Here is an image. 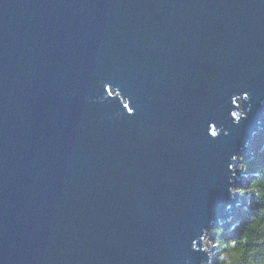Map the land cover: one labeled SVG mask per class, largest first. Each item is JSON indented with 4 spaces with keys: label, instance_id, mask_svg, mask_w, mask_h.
I'll use <instances>...</instances> for the list:
<instances>
[{
    "label": "water",
    "instance_id": "1",
    "mask_svg": "<svg viewBox=\"0 0 264 264\" xmlns=\"http://www.w3.org/2000/svg\"><path fill=\"white\" fill-rule=\"evenodd\" d=\"M262 143L264 0H0V264H211Z\"/></svg>",
    "mask_w": 264,
    "mask_h": 264
},
{
    "label": "trees",
    "instance_id": "2",
    "mask_svg": "<svg viewBox=\"0 0 264 264\" xmlns=\"http://www.w3.org/2000/svg\"><path fill=\"white\" fill-rule=\"evenodd\" d=\"M243 158L240 168L246 175V180L238 191L251 194L253 206L251 203L244 205L241 223L236 224L232 232L225 229L227 225L211 231L210 246L218 245L211 264H229L226 257L240 247L245 249L246 260L251 258L253 262L264 264V144H260ZM246 232L251 233V238L244 239Z\"/></svg>",
    "mask_w": 264,
    "mask_h": 264
},
{
    "label": "clouds",
    "instance_id": "3",
    "mask_svg": "<svg viewBox=\"0 0 264 264\" xmlns=\"http://www.w3.org/2000/svg\"><path fill=\"white\" fill-rule=\"evenodd\" d=\"M251 238V233L246 232L244 234V239ZM245 249L243 247H240L236 249L229 257H226V260L229 262V264H261V262H253L251 258L245 259Z\"/></svg>",
    "mask_w": 264,
    "mask_h": 264
},
{
    "label": "rangeland",
    "instance_id": "4",
    "mask_svg": "<svg viewBox=\"0 0 264 264\" xmlns=\"http://www.w3.org/2000/svg\"><path fill=\"white\" fill-rule=\"evenodd\" d=\"M261 155H263V154H261ZM241 158V160H243L244 158H243V156L242 157H240ZM241 163L243 164V162H240V164H239V167L241 166ZM246 180V179H245ZM244 182V181H243ZM243 182H242V184H243ZM241 184V185H242ZM238 188H240V187H238ZM238 188L236 189V190H238ZM248 200H247V202H246V204L245 205H248L249 203H251L252 204V206H253V196L251 195V194H248ZM244 207V206H243ZM241 223V222H240ZM236 224H233L232 225V227H228L229 229H226L228 232H232L236 227ZM227 228V227H226ZM210 233V234H209ZM211 238H212V234H211V232H208V235H207V237H206V241L208 242V244H210V241H211ZM212 246V245H211ZM213 246H217L218 247V245H213ZM212 259L214 260V258H213V256H212ZM218 260V259H217Z\"/></svg>",
    "mask_w": 264,
    "mask_h": 264
},
{
    "label": "snow or ice",
    "instance_id": "5",
    "mask_svg": "<svg viewBox=\"0 0 264 264\" xmlns=\"http://www.w3.org/2000/svg\"><path fill=\"white\" fill-rule=\"evenodd\" d=\"M125 107H128V106H125ZM128 111H130V112H131V111H132V109H131V108H128Z\"/></svg>",
    "mask_w": 264,
    "mask_h": 264
},
{
    "label": "flooded vegetation",
    "instance_id": "6",
    "mask_svg": "<svg viewBox=\"0 0 264 264\" xmlns=\"http://www.w3.org/2000/svg\"><path fill=\"white\" fill-rule=\"evenodd\" d=\"M243 208L240 210L242 212ZM242 215V214H241Z\"/></svg>",
    "mask_w": 264,
    "mask_h": 264
},
{
    "label": "bare ground",
    "instance_id": "7",
    "mask_svg": "<svg viewBox=\"0 0 264 264\" xmlns=\"http://www.w3.org/2000/svg\"><path fill=\"white\" fill-rule=\"evenodd\" d=\"M232 227V226H231ZM210 234V233H209Z\"/></svg>",
    "mask_w": 264,
    "mask_h": 264
}]
</instances>
